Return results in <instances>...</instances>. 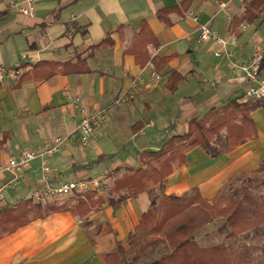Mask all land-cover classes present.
Wrapping results in <instances>:
<instances>
[{
    "label": "crops",
    "instance_id": "1",
    "mask_svg": "<svg viewBox=\"0 0 264 264\" xmlns=\"http://www.w3.org/2000/svg\"><path fill=\"white\" fill-rule=\"evenodd\" d=\"M10 1L23 4L0 0V67L21 73L0 81V210L30 201L42 206V216L0 237V264H106L112 252L92 227H108L116 249L152 206L140 192L113 209L108 202L117 198L115 181L142 168V152L187 133L189 122L211 108L251 101L232 65L245 62L255 43L264 49V12L244 19L254 0H35L28 16ZM201 25L226 41L220 56L213 54L215 43L198 42ZM170 73L180 79L173 91ZM123 93L126 99L117 102ZM96 109H106V118L83 142L78 123ZM250 118L253 139L229 147L228 132L221 130L212 141L220 147V138L226 140L227 148L214 158L191 149L167 177L163 194L196 192L210 202L234 175L250 177L264 161V107ZM56 137L63 147L45 159V180L41 159L21 173L2 169L21 151L39 150ZM104 175L101 191L86 192L91 205L84 193L57 200L58 209L46 206L50 198H32L46 185ZM79 201L87 212L76 210Z\"/></svg>",
    "mask_w": 264,
    "mask_h": 264
},
{
    "label": "trees",
    "instance_id": "2",
    "mask_svg": "<svg viewBox=\"0 0 264 264\" xmlns=\"http://www.w3.org/2000/svg\"><path fill=\"white\" fill-rule=\"evenodd\" d=\"M262 12H264V1L254 0L247 3L244 19L252 21L258 18ZM263 70L264 59H262L258 67V74ZM176 75L175 73H170V79L168 80V87L172 91L180 81L178 77L173 79ZM259 107H264V98L241 104L229 102L220 108H211L198 121H190L187 133L169 137L158 150L142 152L140 154L142 168L135 171L128 170L126 175L115 181L114 192L117 194V198L110 199L108 203L115 209L128 197H133L140 192H146L151 199L152 206L141 215L135 230L152 228L156 222V217L153 213L155 204L153 193L156 189H159L166 201L165 204L172 208L171 214L174 216L180 214L189 206H198V213L203 214L204 220L221 219L220 229L227 231L226 241L232 240V242H235L238 238L245 239L250 235L258 239L264 237V202H258L246 194L247 187L253 181L250 177L241 178L242 183L247 184L241 186L239 190L216 200L219 192L212 200V203H207L196 192H193L192 197L186 199V201L185 197L188 194L181 196L163 194V185L167 177L172 170L185 164L186 154L191 149L200 147L210 158L220 154L221 150L213 143L212 139L221 130L226 129L228 132L229 147L236 146L242 140L253 139L255 130L250 114ZM245 121H247V124H245ZM262 165H264V161ZM231 186L232 183L230 181L227 189ZM84 196H86L90 205L94 204L92 202V193H84ZM186 203L189 205H186ZM84 204V202L79 201L76 210L81 211L86 208ZM55 209H58V207ZM88 209L87 206L86 212ZM41 211L42 206L39 203H31L30 201H20L14 206L0 210V237L9 234L29 220L41 217ZM191 224L190 219L184 223V226L182 225L183 227L180 226L181 223L176 225L163 221L162 225L166 227L163 230V238L159 239L160 236H158L154 240L140 243L138 252L131 257V262L137 263L139 255L144 253L148 247L156 245L159 240H163L167 244L169 251L149 261L147 264H244L249 260L250 250L247 248L242 249L241 242H237V247H234L235 243L232 242V244L199 247L193 235L185 232V229L191 228L189 227ZM200 224L198 223L197 225L199 226ZM120 243H116V248H119ZM237 248L238 250L236 251ZM234 251H236L233 254L237 257L236 263L231 258L233 255H230ZM113 254H108L106 258ZM116 258L115 263L119 264L121 260L119 254Z\"/></svg>",
    "mask_w": 264,
    "mask_h": 264
},
{
    "label": "rangeland",
    "instance_id": "3",
    "mask_svg": "<svg viewBox=\"0 0 264 264\" xmlns=\"http://www.w3.org/2000/svg\"><path fill=\"white\" fill-rule=\"evenodd\" d=\"M218 145L220 146L218 147L219 149L227 148L226 140H221V138L220 141H218ZM126 173H123L122 176L126 175ZM249 176L253 181L252 184L247 187L246 194L251 196L258 202H264V165L259 164L258 169L251 172ZM231 180L230 181L232 183V186L229 187V189H227V185L224 186V188L218 194L216 200L231 195L233 191H237L241 188V186L247 184L242 183L241 177L238 178L235 175ZM109 187L112 188V184H110ZM107 194L111 196V193H109L108 189H106L105 191L106 198H108ZM153 197L155 199L153 213L156 217L154 226L152 228H141L135 230L133 233L129 234L128 237L124 239V241L120 243L119 248L117 247L115 249V247L111 245L110 242H108L107 236L110 235L108 227H106L103 231L100 230L99 226L92 227L95 234H100L99 237L102 238L105 248H110V252L114 253L113 255L108 256L105 259L106 264H116L115 260L117 259L116 257H118V254L121 257L119 264H147L149 261L158 258L162 254L167 253L169 251L168 246L163 240H159L156 245L148 247L144 253H141L139 255V260L137 263H132L131 257H133L134 254L138 252L139 244L145 241L154 240L158 236H160L159 239H162L163 230L164 228H166L165 225H162L163 221H167L169 224L176 225L181 223L180 226H184V223L188 222L189 219L192 222V224L189 226L191 228L185 229V232L187 234L191 233V235H193L194 240L199 247L204 248L227 243H235L234 247H237V242H241L242 249L247 248L250 250V258L244 264H264V237L258 239L250 235L245 239L238 238L235 242H232V240L226 241L225 238L227 235V231L220 229V225L222 223L221 219H214L210 221L204 220L202 217L203 214L201 215L200 213H198V206H189L180 214L174 216L173 214H171L172 208H170L168 204H165L166 201L164 200L162 192H160L159 189H156L154 191ZM191 197L192 192L185 197V201L186 199H190ZM63 199L64 198L62 196L50 198L46 201V206L48 205L49 207H57L55 206L57 205V200ZM206 202L212 203V201ZM186 205L189 204L186 203ZM198 223L201 224L198 226ZM195 225H197V227H195ZM96 228H99V230H97ZM237 250L238 248L236 249V251ZM236 251L231 252L230 255L232 256ZM231 258L234 263L237 262V257L233 255V257Z\"/></svg>",
    "mask_w": 264,
    "mask_h": 264
},
{
    "label": "built area",
    "instance_id": "4",
    "mask_svg": "<svg viewBox=\"0 0 264 264\" xmlns=\"http://www.w3.org/2000/svg\"><path fill=\"white\" fill-rule=\"evenodd\" d=\"M23 4L17 1H10L9 7L16 10L17 12L32 16L34 10L35 0H23ZM215 43L218 48L214 51V56H220L222 49L226 47V41L219 37L218 34L208 28L205 25L198 27V42ZM225 54L229 56L231 51H225ZM264 59V49L260 43H255L252 49L250 57L242 63L233 64L232 70L237 71L242 75V79L247 84V90L245 96L251 100H261L264 98V79L258 74V67ZM21 70L19 68H2L0 67V81L5 77L15 80L20 75ZM125 99V93H123L117 100V102ZM75 100L74 102H76ZM106 118V109H96L90 114L84 115L77 126L81 134V139L83 142L89 141L95 133H97ZM64 139L61 137H56L49 140L45 145H43L39 150L35 151H21L17 157H11L6 165L2 168L5 171L11 173H21L30 168V163L35 159H41L43 161V179L47 178L49 174V169L45 166V159L52 157L60 152L63 147ZM16 176V180H17ZM107 182V177L101 176L91 179H83L77 181L69 182H57L55 185H46L43 190L35 191L32 198L34 201H40L46 198H53L57 196L62 197H73L78 194L86 192H99L102 190ZM3 198L0 191V200Z\"/></svg>",
    "mask_w": 264,
    "mask_h": 264
}]
</instances>
